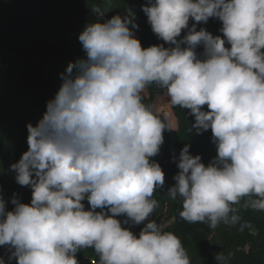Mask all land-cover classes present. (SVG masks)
I'll use <instances>...</instances> for the list:
<instances>
[{"label":"clouds","instance_id":"clouds-1","mask_svg":"<svg viewBox=\"0 0 264 264\" xmlns=\"http://www.w3.org/2000/svg\"><path fill=\"white\" fill-rule=\"evenodd\" d=\"M90 10L97 19L78 35L84 56L60 74L46 111L26 125L27 151L10 166L31 200L13 197L9 211L0 198V246L15 264H78L84 248L99 264H191L181 240L150 219L165 186L152 158L172 129L142 94L158 86L194 117L197 134L211 131L216 155L207 165L188 144L173 158L179 171L166 194L179 200L180 219L215 229L240 224L236 205L264 211V0H148L141 10L164 43L147 48L134 14ZM209 18L222 36L197 30ZM141 224L138 235L123 226ZM230 260L215 255V264Z\"/></svg>","mask_w":264,"mask_h":264},{"label":"trees","instance_id":"trees-1","mask_svg":"<svg viewBox=\"0 0 264 264\" xmlns=\"http://www.w3.org/2000/svg\"><path fill=\"white\" fill-rule=\"evenodd\" d=\"M147 3L148 0H0V135L5 123L18 113V134L27 151L26 125L31 123L35 126L46 111V102L54 97L59 88L60 74L70 62L74 63L84 56L78 35L86 24L97 19L90 10L93 4L106 11L105 19L115 14H134L138 28L133 31L142 47L163 44L151 31L141 10V5ZM44 22L52 26L53 38L39 30ZM192 23L190 20L189 26ZM221 26L218 19L209 18L207 23L197 24V30L202 27L213 36H222L219 31ZM185 34L182 31L181 37ZM196 51L199 54L203 49L198 47ZM146 91L142 94L143 102L172 129L164 131V143L159 154L152 158L164 172L165 186L153 194L158 207L150 219L181 240L191 264H215L217 253H231L230 264H264V211L236 205L241 216L240 224L230 226L221 223L215 229L180 219L179 200H171L166 194L167 188L175 183L173 177L178 170L173 158L178 157L180 150L188 144L190 154L200 155L207 165L216 155L215 145L211 140V131L197 134L192 129L194 117L187 109L172 108L162 89L150 85ZM155 107L160 109L159 113ZM163 112L168 113V121ZM8 156V150L0 141V198L10 211L13 197L22 203H30L31 189L16 183L15 173L6 163ZM83 203L87 210V201ZM241 225L245 226L241 228ZM9 255L7 246H0V260L4 264H15ZM92 256L98 257L91 248L76 253L78 264H90Z\"/></svg>","mask_w":264,"mask_h":264},{"label":"rangeland","instance_id":"rangeland-1","mask_svg":"<svg viewBox=\"0 0 264 264\" xmlns=\"http://www.w3.org/2000/svg\"><path fill=\"white\" fill-rule=\"evenodd\" d=\"M1 22V20H0ZM39 30L42 32L43 35L49 37V38H53L54 34H53V28L50 24L44 22L39 26ZM144 92H147L146 89ZM166 107V105H165ZM156 112L159 113L160 109L156 108ZM168 113L167 112H163V115L165 116V118L168 121ZM19 114L17 113L16 115H14L13 117H11L4 125V129L0 135V141L2 143H4L6 149L9 152V156L6 160L7 166H11L12 164L16 163L22 153H24L26 151V147L23 143V141L20 139L19 137V129H18V124H19ZM179 170H177L175 172V174L178 172ZM127 227L130 228V230L134 233V234H138L139 230L143 227V225H128Z\"/></svg>","mask_w":264,"mask_h":264},{"label":"built area","instance_id":"built-area-1","mask_svg":"<svg viewBox=\"0 0 264 264\" xmlns=\"http://www.w3.org/2000/svg\"><path fill=\"white\" fill-rule=\"evenodd\" d=\"M89 263L90 264H99V257H90L89 258Z\"/></svg>","mask_w":264,"mask_h":264}]
</instances>
